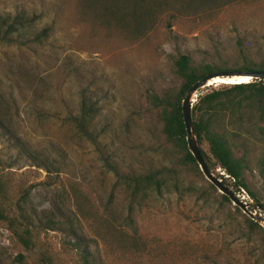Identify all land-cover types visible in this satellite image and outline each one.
<instances>
[{
	"label": "rangeland",
	"instance_id": "rangeland-1",
	"mask_svg": "<svg viewBox=\"0 0 264 264\" xmlns=\"http://www.w3.org/2000/svg\"><path fill=\"white\" fill-rule=\"evenodd\" d=\"M17 14L36 21L20 43L46 28L52 34L42 45L0 46L7 107L0 111V184L12 209L27 197L37 221L59 225L41 230L27 251L0 220V264H82L83 252L99 264H264L263 243L243 216L222 202L209 181L178 166L154 108L155 97L180 86L173 73L179 54L198 57L242 39L264 57V0H238L211 21L159 13L141 41L85 23L79 0H0V16ZM83 88L99 103L97 144L81 139L69 123L79 113ZM24 147L47 159L44 168ZM250 152L257 161L264 143ZM112 167L123 174L174 168V178L162 195L135 210L130 226L121 218L128 200ZM250 175L264 199V182L257 172ZM240 199L255 206L247 193Z\"/></svg>",
	"mask_w": 264,
	"mask_h": 264
},
{
	"label": "trees",
	"instance_id": "trees-1",
	"mask_svg": "<svg viewBox=\"0 0 264 264\" xmlns=\"http://www.w3.org/2000/svg\"><path fill=\"white\" fill-rule=\"evenodd\" d=\"M237 1L79 0V9L83 21L93 28L104 29L109 35L119 33L132 41H141L152 32L159 13L167 12L173 18L199 17L202 21H211L216 13L220 14ZM35 28V19H28L25 14L0 16V46L21 48L28 44L42 45L52 34L50 28L42 30L41 33H33L34 36L30 40L20 43V38L26 33L34 32ZM246 43L238 39L232 46H211L210 49L201 51L198 57L179 54L173 62V73L180 83L179 88L177 91H165L154 99V108L162 125V135L173 152V157L177 159L178 166L191 169L204 179L206 178L188 147L183 103L188 91L209 75L264 71V57L257 58ZM80 96L79 113L71 116L69 123L81 139L97 144L100 142V135L94 125L100 115L99 103L93 100L87 89H81ZM6 108L4 96L0 91L1 114ZM192 117L197 143L208 169L212 173L221 169L224 174L218 176V179L237 196L243 195V191L247 193L255 202V206H250V211L264 209V199L250 175L257 172L264 182V153L255 161L251 160L250 152L255 146L264 143V80L222 84L203 90L198 95L197 102L193 104ZM205 145L208 146V152L204 149ZM24 151L27 153L28 148L24 147ZM28 152L34 163L44 168L43 164L47 159ZM112 168L116 186L123 189L128 200V214H125V218L121 214V218L130 226L136 224L135 210L143 207L151 196L162 195L167 183L174 178V168L143 174H123L116 167ZM211 189L221 196L224 204L233 206L236 212L243 216L251 235L259 236L264 246V227L234 206L231 200L213 185ZM26 198H22L16 208L12 209L7 193L0 184V220L7 224L27 251H32L41 230L54 231L59 223L55 220L37 221L34 214L28 212ZM78 210L84 214V206L81 203ZM117 219L119 220L116 218L115 221ZM113 222L105 220L108 228L115 231ZM106 238L105 235L102 236V239ZM19 260L24 262L25 258L20 255ZM81 262L99 264L89 252L81 253Z\"/></svg>",
	"mask_w": 264,
	"mask_h": 264
},
{
	"label": "water",
	"instance_id": "water-1",
	"mask_svg": "<svg viewBox=\"0 0 264 264\" xmlns=\"http://www.w3.org/2000/svg\"><path fill=\"white\" fill-rule=\"evenodd\" d=\"M238 77H249L252 80H264V71H254V72H240V73H226V74H212L204 78L202 81L196 83L187 93L185 101L183 103V115L184 121L187 129V141L188 147L198 163L203 175L218 191L227 196L234 206L238 207L243 211L248 217H250L253 221L259 223L264 226V209L260 208L263 214H258L256 212L250 211V205L246 202L242 201L239 196H237L231 189H229L226 185H224L223 181L218 179L207 167V164L204 160V157L200 151L199 145L197 143L194 121L192 117V108L193 104L197 102L198 95L205 89L209 87H217L211 86V84L218 78H238Z\"/></svg>",
	"mask_w": 264,
	"mask_h": 264
},
{
	"label": "bare ground",
	"instance_id": "bare-ground-1",
	"mask_svg": "<svg viewBox=\"0 0 264 264\" xmlns=\"http://www.w3.org/2000/svg\"><path fill=\"white\" fill-rule=\"evenodd\" d=\"M252 81L249 77H238V78H218L216 79L213 84H221V83H227V84H241V83H249Z\"/></svg>",
	"mask_w": 264,
	"mask_h": 264
},
{
	"label": "built area",
	"instance_id": "built-area-1",
	"mask_svg": "<svg viewBox=\"0 0 264 264\" xmlns=\"http://www.w3.org/2000/svg\"><path fill=\"white\" fill-rule=\"evenodd\" d=\"M245 196H246V193L243 191V195H242V196H240V197H242V198H244V199H245Z\"/></svg>",
	"mask_w": 264,
	"mask_h": 264
}]
</instances>
